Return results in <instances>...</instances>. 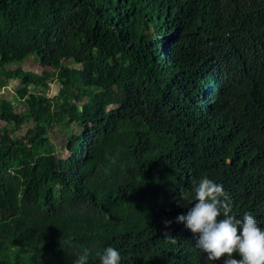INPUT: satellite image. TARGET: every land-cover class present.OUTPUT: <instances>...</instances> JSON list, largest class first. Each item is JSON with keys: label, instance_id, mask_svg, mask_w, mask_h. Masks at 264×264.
I'll use <instances>...</instances> for the list:
<instances>
[{"label": "trees", "instance_id": "trees-1", "mask_svg": "<svg viewBox=\"0 0 264 264\" xmlns=\"http://www.w3.org/2000/svg\"><path fill=\"white\" fill-rule=\"evenodd\" d=\"M13 78L0 264H99L107 245L121 264H209L174 220L203 175L264 226V0H0V88Z\"/></svg>", "mask_w": 264, "mask_h": 264}, {"label": "clouds", "instance_id": "clouds-1", "mask_svg": "<svg viewBox=\"0 0 264 264\" xmlns=\"http://www.w3.org/2000/svg\"><path fill=\"white\" fill-rule=\"evenodd\" d=\"M191 193L188 197L191 207L174 220L195 234L194 247L206 254L209 264L221 257L223 264H264V226L251 213L233 215L222 184L203 175L193 182ZM96 256L99 264H121L122 260L121 252L112 245L103 247ZM87 260L88 249H84L74 264H87Z\"/></svg>", "mask_w": 264, "mask_h": 264}, {"label": "rangeland", "instance_id": "rangeland-1", "mask_svg": "<svg viewBox=\"0 0 264 264\" xmlns=\"http://www.w3.org/2000/svg\"><path fill=\"white\" fill-rule=\"evenodd\" d=\"M23 69L26 70H30L32 73V78L34 80H37L38 76L40 75L41 72V68L35 63V62H28L22 65ZM48 90H45L47 96H56V94L59 92V89L61 87V85L59 84V82H56V80L54 81L51 80L50 82L48 81ZM18 88H21L20 85V80L19 79H9L1 88H0V98L9 100L12 102V107H5L4 108V118L5 119H14L15 114L19 113L20 111H22V107L21 105L17 102V98H15L14 96H18ZM34 86L32 84H29L27 89L29 92L33 91ZM5 123H8L7 120L6 121H0V126L4 125ZM11 126V125H9ZM22 126V127H21ZM19 130L16 133H23V130L27 127V125H21ZM56 134V133H55ZM54 137V136H53ZM56 140L57 144H62L64 142V138L65 135L63 134H59V135H55L54 137Z\"/></svg>", "mask_w": 264, "mask_h": 264}]
</instances>
